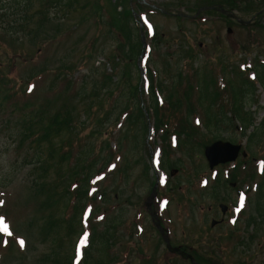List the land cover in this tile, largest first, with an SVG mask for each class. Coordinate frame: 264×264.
I'll return each mask as SVG.
<instances>
[{
	"label": "rangeland",
	"instance_id": "1",
	"mask_svg": "<svg viewBox=\"0 0 264 264\" xmlns=\"http://www.w3.org/2000/svg\"><path fill=\"white\" fill-rule=\"evenodd\" d=\"M27 1L0 0V86L5 94L24 90L18 99L22 110L0 97V264H189L167 252L145 208L156 177L159 200L153 210L173 247L195 252L207 264H264V172L248 180L249 165L234 171L240 179L237 196L224 182L222 167L209 170L198 143L178 137L182 141L175 149L170 139L169 146L160 144L152 116L149 130L146 116L129 98L140 74L127 57L129 39L113 34L105 14L99 20L98 0H68L60 7L56 0L49 5L33 0L31 8ZM109 3L113 17L129 8L127 0ZM129 5L149 30L148 38L141 31L146 51L138 58L143 77L151 74L150 86L158 83L160 101L175 99L174 86L186 66L188 77L200 80V100L210 115L200 139L243 143L248 156L264 158V122L247 150L239 124L223 125L214 109L217 83L231 100L232 82L237 98L252 97L242 113L255 115L258 123L264 117V88L254 85L241 65L264 64V0H130ZM152 7L158 13L150 12ZM205 7L225 8L253 26L219 12L203 13ZM198 10L197 22L179 15ZM243 79L255 91H247ZM57 112L63 121L52 136L33 140L35 123H48ZM69 144L81 155L62 161L57 149L64 152ZM35 155L41 169L32 163ZM109 158L114 161L108 167ZM78 164L84 171L77 174ZM257 164L260 170L263 163ZM220 203L228 207L224 216ZM221 217V224L210 227ZM107 239L100 249L98 243Z\"/></svg>",
	"mask_w": 264,
	"mask_h": 264
},
{
	"label": "trees",
	"instance_id": "2",
	"mask_svg": "<svg viewBox=\"0 0 264 264\" xmlns=\"http://www.w3.org/2000/svg\"><path fill=\"white\" fill-rule=\"evenodd\" d=\"M44 1V0H42ZM68 0H56V3H58V6L65 5V3ZM129 1L127 0V6H129L128 10L125 9V11L118 13L115 15V17L112 16L113 13V8L109 3V0H98L99 8L98 10H95L94 13L98 15L99 20H102V14H105L106 17H108V26L111 28V31L115 35L117 32L119 34L126 38V40L129 39V44H128V51H127V57L128 59L130 58L131 60L134 61V67L138 56L142 53L143 48H142V42H141V37L139 33V27H138V18H135L133 16V11L130 9ZM27 6L31 8L33 6L34 1L33 0H28L27 1ZM50 0H47V4L49 5ZM72 3L70 2L69 6L71 7ZM139 7H144L142 5H139L136 3ZM98 20V21H99ZM100 22V21H99ZM197 22V21H196ZM124 24H126V27H124ZM145 32V30H144ZM146 34V32H145ZM158 38L157 35H154V39ZM0 47L1 44H0ZM245 71L247 72H252L254 69L256 70L255 76L256 80H251L254 82V85L260 83L264 87V64H257L253 66L252 64L245 63ZM254 68V69H253ZM188 68L185 66L184 71L185 75L182 77V80L180 83L177 84V86H174L175 90V99H170L167 102H164L162 104H159L157 102L158 95L157 91L159 89L158 83L155 85V90L152 86H150V97H149V102L150 104L145 107V110L147 113H152L153 115V121L155 126L156 131L161 130L163 136L161 137V142H166L167 138L171 134H177V135H183L184 139H189L195 143L199 144V147H204L207 145V142L200 139L199 136V130L205 129V131L208 130V125H209V117L207 110H205L204 106L201 103L200 100V95H201V89H200V80L197 81L196 78H194V75L192 76V79H190L187 75V70ZM194 69V68H193ZM261 69V70H260ZM247 72V74H248ZM109 79H112L109 77ZM149 80H151V74L149 75ZM123 79H120V82H122ZM137 84H135L134 87L131 89V96L129 98H133L136 103V106L139 107V110L142 111V103H146L144 99L145 91H144V81L140 78V76L137 78ZM212 81V80H211ZM243 86L247 89V91L250 89L252 91H255V87L250 81L243 79ZM117 84H115V87H119V89L122 87L120 82L118 80L116 81ZM232 82H229V93L231 94V100L229 98V94H225L227 91V88L225 91H223L225 88L222 86V83L218 82L216 85V88H214L215 82L212 81V85L214 88V109L217 111V113L220 115V120L221 123L225 126H236L238 123L240 124V128L242 130V135H247V133L250 131L246 141L247 147L250 148L252 144H254L256 141H254L255 137H257L259 130V127L255 126V119L250 115L251 113L246 112L245 114L242 113L241 107L247 106L248 102H251L252 97H244L245 99L242 101L241 99L237 98L236 93H234V87H232ZM250 91V92H252ZM24 92V90L20 87L17 88L16 91H12L10 93L6 92L3 90V88L0 86V97L2 96L3 98V103L7 104H12L11 106L15 108L16 110H22L24 109L18 102V99L20 98V95ZM26 94V92H25ZM27 95V94H26ZM254 98V97H253ZM1 99V98H0ZM24 101L27 102V97L24 98ZM22 103V102H21ZM128 107V106H126ZM126 107L124 109H126ZM18 108V109H17ZM27 108V107H26ZM37 111H33V117H36ZM198 113L201 115L203 118L202 120L199 118L200 124L198 122H195L198 117ZM31 115L32 112H29ZM197 114V116H195ZM25 116V114H22ZM192 116L194 118V121L192 120ZM62 117H60V113H55L54 116H52L50 119H48V123H42L40 121H37L35 124L38 126L37 131L33 133V137L35 141L41 142L43 140H48L52 135L48 134L52 131H54L55 127L60 126V122L63 121L61 120ZM70 121V118H67L66 122L68 123ZM264 121V119H263ZM262 121V122H263ZM261 122V123H262ZM261 125V124H260ZM55 126V127H54ZM61 130V129H58ZM64 136V134L62 135ZM48 137V138H47ZM50 147L54 148V144L50 143ZM64 147V145H63ZM55 150V149H54ZM58 150V151H57ZM57 150L52 152V156L54 153L56 154V151L60 155V160L62 161H72L74 158V155L76 156V159L79 158L81 153L77 151L76 154H74V148L71 144H69V147H67L64 152L63 149L58 148ZM110 155H113L111 152ZM84 156V153H83ZM264 159V158H263ZM41 157L40 155H35L34 161L35 164H37V168L41 169V167L38 164H41ZM112 159L108 160L107 162L110 163ZM264 162V161H263ZM228 165L223 166V168H228ZM240 169V164L235 165V167L230 169V180L229 181H234L237 180V174H235L236 171ZM84 171L83 166L78 164L77 169L75 170L76 173L78 174ZM255 170H256V165L255 163H251V166L248 168L247 172V178L246 179H252V177L255 175ZM235 171V172H234ZM251 172H253L251 174ZM264 175V174H263ZM89 174L86 175L85 180H87ZM42 177H39V182H41ZM69 180V179H68ZM66 179L65 182H68ZM76 180V179H75ZM68 186V184H67ZM66 186V187H67ZM71 189V187H70ZM69 196L65 199V203L68 204V200L70 199L71 193L67 192ZM68 209V208H66ZM1 241V239H0ZM97 242L99 240H96ZM96 242V243H97ZM1 243V242H0ZM109 243L108 239L99 242L98 245L100 246V249H105L106 244ZM104 251V250H103ZM102 251V252H103ZM195 260L199 262L200 264H207L204 262V260L200 259V257L194 252L193 253ZM203 262H202V261ZM71 264V262H69ZM218 264V263H215Z\"/></svg>",
	"mask_w": 264,
	"mask_h": 264
},
{
	"label": "water",
	"instance_id": "3",
	"mask_svg": "<svg viewBox=\"0 0 264 264\" xmlns=\"http://www.w3.org/2000/svg\"><path fill=\"white\" fill-rule=\"evenodd\" d=\"M229 17L232 19L235 18V16H233L232 14H229ZM239 151H240V145L237 146V145L231 144L230 142L225 143V142L218 141L216 143H213L207 146L204 149L203 154H205L207 163L209 164V167L212 169L215 166H218L219 163L225 164V163L234 161L238 157L240 153ZM242 155L243 157H246L245 152H243ZM154 192L155 190L153 191L152 195L148 198L149 202L153 198ZM147 206H150V203H148ZM220 207H221L222 213H225L226 208L222 205H220ZM215 224H216V221H212L211 226H214ZM156 227L158 228L159 232H161L163 240L166 243L167 250H169L171 253H177V254L183 255V253L179 249L171 247L170 242L167 238V235H165V231L161 228L160 221H158L157 218H156ZM186 258L193 263V258L191 255L190 256L187 255Z\"/></svg>",
	"mask_w": 264,
	"mask_h": 264
},
{
	"label": "snow or ice",
	"instance_id": "4",
	"mask_svg": "<svg viewBox=\"0 0 264 264\" xmlns=\"http://www.w3.org/2000/svg\"><path fill=\"white\" fill-rule=\"evenodd\" d=\"M240 207H243V196L241 197V201H240ZM240 209L237 208V212L239 211Z\"/></svg>",
	"mask_w": 264,
	"mask_h": 264
}]
</instances>
